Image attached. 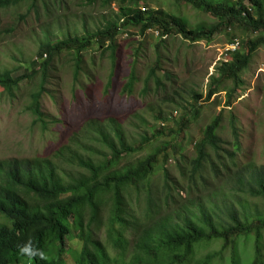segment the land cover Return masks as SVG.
<instances>
[{"label":"rangeland","instance_id":"rangeland-1","mask_svg":"<svg viewBox=\"0 0 264 264\" xmlns=\"http://www.w3.org/2000/svg\"><path fill=\"white\" fill-rule=\"evenodd\" d=\"M209 1L220 4L226 0ZM144 3L163 11L167 18H180L189 29L209 30L217 26L218 30L209 40L192 42L175 34L164 37L162 43L158 31L134 35L136 30L120 29L114 55L110 50H88L81 55L78 82L77 55L62 53L51 65L45 83L42 101L46 125L36 122L29 110L33 94L41 88L42 72L36 73L33 65L39 61L43 47L49 42L83 38L104 30L109 22L116 21L120 5L108 0H28L18 7L0 11V70L11 71L15 77L33 76L23 81L14 98L0 90V160L54 158L73 138L84 135L83 127L90 121L110 128L113 123L121 126L127 141L136 150L122 160L121 167L136 165L158 150L163 152L158 157L150 186L142 187L140 196L134 192L127 196L129 211L142 225L127 233L130 243L126 251L115 249L108 240L110 206L104 207L101 216L104 227L95 239L109 248L114 263L122 258L132 259L136 242L146 228L159 227L169 218L179 222L187 211L203 208L220 214L233 207L242 217L246 209L253 214L250 221L259 218L257 212L264 213V197L253 195L243 187L237 190L239 185H236L238 174L264 168V48L257 52L251 69L243 75L244 84L233 93L236 100L232 107L228 106V93L235 86L233 82L228 83L227 92L207 101L211 80L214 75L218 77L215 72L220 64L230 59L232 45L240 49L260 34L247 26L226 28L212 14L176 0H144L142 7L146 6ZM246 5L251 8L250 2ZM157 61L160 70L147 82ZM133 69L138 80L134 92L123 94ZM197 96L201 97L198 104L194 100ZM196 106L201 108L200 115L196 121L186 123L189 125L186 128L184 119ZM221 113H224L219 131L221 149L211 150L197 174V143L204 139L205 130ZM232 114L237 116L241 130L239 149L235 145ZM91 138L96 152L102 155L105 146L97 138ZM144 138L150 144H143ZM147 200L157 202V211L150 214V219L145 218L150 213ZM221 220L233 223L227 213H223ZM7 223L0 215V224ZM82 224L72 229L67 264H76L81 230L86 226L85 222ZM253 240V237L239 238L234 243L236 261H232L233 249L229 247L224 259L213 264H250ZM222 246V241L204 244L195 258L217 252Z\"/></svg>","mask_w":264,"mask_h":264},{"label":"trees","instance_id":"trees-1","mask_svg":"<svg viewBox=\"0 0 264 264\" xmlns=\"http://www.w3.org/2000/svg\"><path fill=\"white\" fill-rule=\"evenodd\" d=\"M111 1L119 3L121 12L116 21L109 22L104 30L83 38L49 42L43 47L39 61L33 65L36 73L42 72L41 88L33 94L29 106L36 122L46 125L42 101L45 83L51 65L62 53L77 55L75 77L78 82L82 71L81 55L88 50H110L114 55L120 29H126L127 32L136 30L134 35L158 31L162 43L165 42L164 37L175 34L192 42L209 40L218 30L217 26L209 30L189 29L180 18H167L163 11L151 9L146 3L142 7L144 0H108V3ZM176 1L212 14L226 28L247 26L254 33L260 34L258 38L244 43L242 48L229 51L230 59L220 64L215 72L218 77L214 75L211 80L208 102L215 95L227 92L229 82L234 83L231 94L228 93V106L232 107L236 100L233 93L244 84L243 75L251 69L257 52L264 48V0H236L235 3L226 0L220 4H213L209 0ZM26 2L28 0H0V11ZM246 2H250L251 8H248ZM45 55L47 59H44ZM159 70L160 64L157 61L148 74L147 82L155 78ZM32 77H15L11 71L0 70V90L14 98L23 81ZM137 81L136 70L133 69L123 88V94H133ZM157 82L159 83L158 79ZM200 99V96L194 98L197 104ZM200 109L196 106L193 113L185 117L183 126L187 128L189 125H185L186 123L196 121ZM223 120L224 113H221L205 130L204 139L197 143L195 173L202 170L211 150L218 152L221 149L222 138L219 131ZM113 124L110 128L109 125L102 126L96 121L86 123L83 127L84 135L73 138L72 143L59 150L54 158L0 160V215L9 221L7 224H0V264H67L66 256L70 253L67 244L71 239L72 229L79 224L82 226L84 222L86 226L81 230V247L75 259L76 264H213L224 259V253L229 247L233 249L231 259L236 261L237 248L234 243L239 238L249 237L254 239V254L250 264H264V213L257 212L259 218L250 221L252 213L244 209L245 214L241 217L233 207L220 214L203 208L194 212L187 211L179 222L169 218L159 227L146 228L136 242L132 259L127 261L122 258L114 263L104 243L95 239L104 227V220L101 218L104 207L110 206L107 238L115 249L126 251L130 243L127 233L142 225V221L129 211L127 196L132 192L140 196L141 188L150 186L158 157L163 152L158 150L136 165L121 167L122 160L132 156L136 150L127 141L121 126ZM231 125L235 145L239 149L241 130L235 114L231 115ZM183 130L185 129L181 128ZM91 137L97 138L98 143L105 146L102 155L91 144ZM143 144H150V141L144 138ZM172 145L175 146V143ZM236 185H239L237 190L248 189L253 195L264 197V168L248 169L238 174ZM147 205L150 213L145 218L150 219V214L157 211V202L147 200ZM223 213H227L233 223L222 221ZM28 238L43 251V258H29L19 254L17 244ZM212 241H222L221 250L196 259L201 247Z\"/></svg>","mask_w":264,"mask_h":264},{"label":"clouds","instance_id":"clouds-1","mask_svg":"<svg viewBox=\"0 0 264 264\" xmlns=\"http://www.w3.org/2000/svg\"><path fill=\"white\" fill-rule=\"evenodd\" d=\"M17 249L20 255L27 256L29 258L36 257V256H40L41 258H43L44 256L43 251L33 243L31 238H28L22 243H18ZM107 250L109 251L111 255L109 248H107Z\"/></svg>","mask_w":264,"mask_h":264},{"label":"built area","instance_id":"built-area-1","mask_svg":"<svg viewBox=\"0 0 264 264\" xmlns=\"http://www.w3.org/2000/svg\"><path fill=\"white\" fill-rule=\"evenodd\" d=\"M236 49H237V46H235V45L233 46V45H232V47H231L230 50L235 51Z\"/></svg>","mask_w":264,"mask_h":264}]
</instances>
